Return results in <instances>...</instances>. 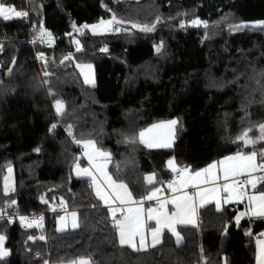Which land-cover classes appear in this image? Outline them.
<instances>
[{
	"label": "trees",
	"instance_id": "16d2710c",
	"mask_svg": "<svg viewBox=\"0 0 264 264\" xmlns=\"http://www.w3.org/2000/svg\"><path fill=\"white\" fill-rule=\"evenodd\" d=\"M6 3L20 11L29 5L37 22L60 39L46 50V87L33 50L22 41L26 21L0 18V209L15 201L23 212L48 210L62 200L68 211L78 213L79 226L61 231L60 214L51 215L45 241L37 226L25 231L19 220L12 226L0 223L10 251L0 264H44L47 258L55 264L80 258L92 264H225V259L227 264H254L255 239L264 230V218H243L237 225L239 204L222 210L214 203L200 207V225L180 227L181 244L167 232L161 245L148 250L121 245L109 208L95 195L90 180L74 171L77 162L85 163L82 149L75 148L57 123L72 127L77 140H94L111 153V175L137 199L152 187L145 180L149 174L155 173L157 187L176 174L168 167L170 159L198 171L237 151L259 153L264 141L245 146L236 137L251 129L248 135L255 140L258 125L264 123V28L230 25L264 21V0ZM113 15L128 22L114 24L120 31L94 35L85 28V37L77 35L80 26ZM157 17L164 22L151 32L131 27L151 26ZM194 17L206 19L208 27L179 26ZM78 63L94 65L95 85L84 82ZM57 99L64 103L61 113L55 108ZM170 119L178 121L171 147L139 142L140 131ZM9 167L15 177L5 192Z\"/></svg>",
	"mask_w": 264,
	"mask_h": 264
},
{
	"label": "snow or ice",
	"instance_id": "6c2138e0",
	"mask_svg": "<svg viewBox=\"0 0 264 264\" xmlns=\"http://www.w3.org/2000/svg\"><path fill=\"white\" fill-rule=\"evenodd\" d=\"M29 13L27 11L17 10L15 5H9L6 0H0V18L4 21L12 20L14 18H27ZM164 21L157 17L155 22L149 26L131 24L132 28H138L140 31L151 32L155 29L156 24ZM128 23L124 20H118L115 15L111 19L105 21L101 20L99 24L91 26L93 34H102L107 31H120V27L113 28V25L123 26ZM192 26L208 27L207 22L199 19H193L190 21ZM180 27H184L183 21L179 22ZM75 28V25H73ZM88 28V25H84ZM241 27H253L264 28V21L257 24L248 25H230V29H237ZM127 31V29H125ZM79 31V29H77ZM37 39L41 43H51V33H48L42 27L38 30ZM77 51H80V42L76 40ZM162 47V46H161ZM160 49L158 48L157 51ZM0 51H2V45H0ZM101 51H107V48L101 49ZM41 60H44L43 53L38 54ZM71 57H65L70 59ZM63 62V61H61ZM15 64V60L12 61ZM47 61H45V65ZM77 67L91 69V65H77ZM11 73V67L8 69ZM45 76L50 75L47 71L44 72ZM85 83H92L86 74L84 77ZM55 107L57 113H61L64 105L60 100L55 101ZM178 123L173 119L167 123L153 124L151 127L140 131L138 133L139 142L146 144L148 147H171L170 136L171 128ZM56 125L53 124L52 128ZM168 128V138L156 134L157 129ZM251 129L244 130L242 134L236 137L237 142H242L243 145H255L259 141H264V123L258 125L259 135L257 139L249 137L248 133ZM71 134V132H70ZM130 142H135L132 140ZM77 144L82 145L84 149V157L87 159L89 167L82 168L77 162L75 164V171L77 176L89 178L92 181V186L95 188V195L99 200L103 201L105 205H109V201L116 206H110L111 219L113 226L118 230L119 242L121 245L127 244L136 251L147 250L148 247L155 248L157 244L161 243L163 231L167 229L176 238V242L180 243L182 236L177 231L178 225H189L194 223V218L197 213V197L199 198V206H202L209 199L214 200L217 210H222V205L233 202L246 203L245 212H241L236 216V224L239 225L240 219L250 213L251 216L264 218V191H260L258 194L254 191L252 194H248L249 187L251 190L257 188L258 183L264 184V150L259 153L254 149L248 154L242 151H237L234 155L226 156L218 163H212L208 167L190 172L187 167L181 168L175 164L174 158L170 159L168 163L169 169L177 174V179L168 182L167 188L174 194L171 199L161 198V187L155 186L158 182L156 180L155 173L149 174L145 177L147 185L152 186L149 191L140 200H135L128 186L123 182H117L107 171L108 163L111 162V153L106 151H100L96 147V142L91 139L76 140ZM39 151V149H37ZM258 156L260 160L258 162ZM102 158V159H101ZM79 160V158H77ZM11 172V168L8 169ZM222 175L223 184L213 186L211 188L201 189L193 194H188L184 191L188 187H199L201 182L208 184L212 183L216 185V182L220 180ZM244 176V180L240 181L235 179L236 177ZM231 182L229 183V181ZM107 189V190H104ZM7 177L5 178L4 191L8 192ZM176 193H181L175 195ZM145 201H156L157 207H150L147 210L143 207ZM47 203V201H45ZM15 201H12L9 206H13ZM63 204V201H61ZM131 205H136L132 207ZM168 205L172 206L169 210ZM55 210V209H53ZM5 211L0 210V219H5ZM119 214V218L117 216ZM72 225L71 227H78L76 222V213H72ZM7 219L13 222V218L8 216ZM25 217H20V221L23 224ZM61 217V221H63ZM43 217L38 218L36 226H41ZM149 222H154L150 227ZM27 227H32L33 224L29 223ZM61 231L64 227L60 228ZM251 235V232L247 233ZM151 240L148 242V236ZM264 237V233L261 234ZM7 237L0 234V259L7 257L10 253L9 250L4 247ZM29 239H33L29 237ZM40 239H44L43 236ZM258 249V264H264V238H257L256 240ZM71 264H92V261L88 258H80L79 260L72 261ZM204 264H208L205 261ZM225 264L227 260L225 259Z\"/></svg>",
	"mask_w": 264,
	"mask_h": 264
},
{
	"label": "built area",
	"instance_id": "2783aa9c",
	"mask_svg": "<svg viewBox=\"0 0 264 264\" xmlns=\"http://www.w3.org/2000/svg\"><path fill=\"white\" fill-rule=\"evenodd\" d=\"M28 2L30 0H27ZM21 11H27L29 13L27 18H21L23 20L26 21L27 23V35L25 36V38L22 40L27 46H29L32 50H33V57L35 59V61L37 62L39 69L41 71V75H42V79H43V83L46 87L49 86L50 81L49 79L44 75V71L42 70V66L45 63V61L48 60V54L46 52V50L52 48L55 46L57 40H59L60 38L54 36L51 31L43 24H40L37 22L36 20V10L31 8L29 5L22 9ZM204 22H207L206 19L202 20ZM45 29L48 33H51V43L45 42V43H41L39 42V40L37 39L38 37V30L40 28ZM77 35H80L82 37L86 36V31H85V27L84 26H80ZM43 53L44 55V60H41L38 56V54ZM49 97H52L54 92L49 90ZM56 108V107H55ZM57 125L61 126L63 131L65 132V134L67 135V137L69 138V140L75 145V148L77 149H82L80 144L76 143V135H75V131L72 127L64 125L62 126L59 122L57 123ZM54 130V128L52 129V131ZM71 132V134H70ZM245 177H240L238 178V180L243 181ZM177 179V174H174L168 181L171 182L173 180ZM262 184H259L257 186H261ZM162 193H164V190L162 191ZM62 200H57L48 210H32V211H28V212H23L20 207L18 205H14L12 207H4L1 208L0 210H6L5 211V219H0V223L6 222L9 225H14L15 222L17 220L20 221V217H25L26 219L24 220L23 224L21 223V226L23 228V230L25 231H29L31 230L33 227H27L26 225L29 223H32L33 225H35L38 221V218L43 217V220L41 222V226H39V234L40 237L43 236L45 241L48 240V218L51 215H58V214H63L65 212L68 211L67 205L66 203L63 201V204H61ZM55 209V210H53ZM11 216L13 218V222H10L7 217ZM21 222V221H20ZM199 221V225H200ZM205 260H202L201 264H204ZM44 264H55L52 263L50 258H47L44 262ZM58 264V263H56Z\"/></svg>",
	"mask_w": 264,
	"mask_h": 264
},
{
	"label": "crops",
	"instance_id": "0c3cea01",
	"mask_svg": "<svg viewBox=\"0 0 264 264\" xmlns=\"http://www.w3.org/2000/svg\"><path fill=\"white\" fill-rule=\"evenodd\" d=\"M77 65H91V69H88V68H83V69H81L80 67H77V69L79 70V72L81 73V76H82V78H83V80H84V77H85V75L87 74L88 75V77H89V79L92 81V83H86V84H88V85H95L96 84V74H95V68H94V65L93 64H91V63H78ZM84 82H85V80H84ZM63 103V102H62ZM63 105H64V103H63ZM63 109H64V107H63ZM62 109V110H63ZM150 127V126H149ZM97 147V146H96ZM81 148H82V150H81V157L83 158V160H84V164H81V163H79L80 164V166L82 167V168H84V167H89V164H88V161H87V159L84 157V155H83V153H84V149H83V147L81 146ZM97 149H99L98 147H97ZM100 151H103V150H101V149H99ZM248 153H250V152H248ZM247 152L245 153V154H248ZM234 155V154H233ZM102 159V158H101ZM224 159V158H223ZM222 160V159H221ZM221 160H218V161H215V162H213V163H218L219 161H221ZM259 156H258V162H259ZM212 164V163H211ZM109 165H110V163H108V166H107V171H108V173L111 175V173H110V171H109ZM210 165V164H209ZM208 165V166H209ZM208 166H206V167H208ZM205 167V168H206ZM204 169V168H203ZM200 170H202V169H200ZM74 171H75V168H74ZM199 171V170H198ZM76 172V171H75ZM190 172H195V171H191L190 170ZM173 174H174V172H173ZM112 176V175H111ZM79 177H82V176H79ZM240 177H244V176H240ZM240 177H236L235 179H238V178H240ZM112 178H113V176H112ZM89 179V178H88ZM114 179V178H113ZM90 180V179H89ZM118 182V181H117ZM231 182V180L229 181V183ZM119 183V182H118ZM124 183V182H123ZM224 183V181H223V178H222V175H221V178H220V180H218L217 182H216V185H213L212 183H208V184H205V183H203V182H201L200 184H199V187H188V188H186L184 191H186L188 194H193V193H195L196 191H199V190H201V189H205V188H211V187H213V186H218V185H220V184H223ZM125 184V183H124ZM90 185H91V188H92V190H93V192L95 193V188H94V186H92V181L90 180ZM127 185V184H126ZM12 186H13V184H12ZM11 186V187H12ZM128 186V185H127ZM263 186V188L262 189H259L260 188V186H257V188L255 189V190H251L250 189V187H249V192H248V194H252V192L254 191L255 193H259L260 191H264V184H262L261 185V187ZM9 188V191L12 189V188ZM128 189H129V191H131V189L129 188V186H128ZM161 193H160V197L163 199V198H167V199H171L172 197H173V193L171 192V190L170 189H168L167 188V184L165 185V186H161ZM104 190H107V189H104ZM164 190V193H162V191ZM131 193H132V191H131ZM179 194H181V193H176L175 195H179ZM132 195H133V193H132ZM133 198L135 199V200H140L141 198H135V196L133 195ZM101 201V200H100ZM101 203L104 205V206H106V207H108L109 208V205L110 206H116V205H114V204H112V202L111 201H109V205H105L104 204V202L103 201H101ZM210 203H214L215 204V202H214V200H211V199H209L207 202H205L202 206H204V205H207V204H210ZM197 204H198V208H197V213H196V216H195V218H194V223L193 224H189V225H178L177 226V231L180 233V231H179V229H180V227L181 226H199V221H200V216H199V209H200V207H202V206H199V198L197 197ZM232 204H234V205H241L240 206V208L238 209V211H237V214H236V216H238V215H240V213L241 212H245V210H246V203H239V202H233V203H229V204H224V205H222V208L224 207V206H226V205H232ZM132 207H136V205H131ZM143 207L145 208V210H147L148 208H150V207H157V204H156V201H145L144 203H143ZM168 208H169V210H171L172 209V206L171 205H168ZM117 216H118V218H119V214H117ZM250 217H255V216H251L250 215V213L248 214V215H245V216H243L241 219H240V221L243 219V218H250ZM236 218V217H235ZM256 218H260V217H256ZM154 224V222H149V226L151 227L152 225ZM32 227H36V224L35 225H33ZM169 233V234H171L167 229H165L164 231H163V234H162V238H161V243H159V244H157L156 245V247L157 246H159V245H161L162 244V242H163V237H164V234L165 233ZM262 233H264V230L263 231H261L258 235H257V237H256V239H255V258H254V264H258V260H257V256H258V249H257V244H256V240H257V238L259 237V238H264V237H261V234ZM1 234V233H0ZM172 235V234H171ZM180 235L182 236V234L180 233ZM173 236V235H172ZM118 237H119V233H118ZM174 238H175V236H173ZM150 240H151V237H150V235L148 236V242L150 243ZM175 240H176V238H175ZM184 241V239H183V236H182V240H181V242L180 243H178V244H181L182 242ZM6 242H7V239H6V241H5V244H4V247L6 248V249H8L7 248V246H6ZM125 245H127V244H125ZM150 248H153V247H148L147 248V250L148 249H150ZM9 250V249H8ZM141 251H144V250H141ZM9 253H10V251H9ZM9 256V255H8ZM7 256V257H8Z\"/></svg>",
	"mask_w": 264,
	"mask_h": 264
},
{
	"label": "rangeland",
	"instance_id": "374dc122",
	"mask_svg": "<svg viewBox=\"0 0 264 264\" xmlns=\"http://www.w3.org/2000/svg\"><path fill=\"white\" fill-rule=\"evenodd\" d=\"M207 1H204V2H200V4H202V3H206ZM222 8H219V10L218 11H220ZM193 19H199V20H201L200 18H198V17H194V18H192V19H190L189 20V22H186L185 23V25H190V26H192L191 25V23H190V21L191 20H193ZM101 21V20H100ZM100 21H98V22H96V23H93V24H89L88 26V28H86V29H88L89 31H90V33H92L93 34V32H92V30H91V26L92 25H94V24H99V22ZM105 21H107V19L105 20ZM202 21V20H201ZM258 23V22H257ZM257 23H255V24H257ZM113 27H114V25H113ZM109 31H107V32H103L102 34H94V35H104V34H106V33H108ZM78 38H75L74 40H77ZM159 47H161L162 45L159 43V45H158ZM170 120H173V119H170ZM170 120H163V121H159V122H156V123H154V124H160V123H167L168 121H170ZM175 120H177V119H175ZM152 126V125H151ZM150 126V127H151ZM149 128V127H148ZM147 129V128H146ZM145 130V129H144ZM143 131V130H142ZM169 129L168 128H164V129H157L156 130V134H159V135H161V136H163L165 139H167L168 138V134H169ZM176 132V125L175 126H173L172 128H171V136H170V142H171V146H172V144H173V142H174V140H175V133ZM250 137V136H249ZM251 138V137H250ZM138 140H139V138H138ZM144 144V143H143ZM146 145V144H145ZM82 146V145H81ZM147 146V145H146ZM150 148H163V147H150ZM165 148H167V147H165ZM175 161V160H174ZM175 164H176V161H175ZM177 165V164H176ZM181 168H183V167H181ZM188 168V167H187ZM190 169V168H189ZM76 173V172H75ZM153 174V173H152ZM7 185H8V189L12 186V184H13V181H14V177H15V175H14V170H13V168H11V172H8V174H7ZM76 213V222L78 223V213L77 212H75V211H67V212H65V213H63V214H60L59 216H57V226H58V228L60 229L61 227H62V225H63V227H64V229L65 230H67V229H75V228H73V227H71V225H72V220H73V217H72V213ZM61 217H63L64 219H63V221H61ZM79 225V224H78ZM76 228H78V227H76Z\"/></svg>",
	"mask_w": 264,
	"mask_h": 264
},
{
	"label": "water",
	"instance_id": "95a60500",
	"mask_svg": "<svg viewBox=\"0 0 264 264\" xmlns=\"http://www.w3.org/2000/svg\"><path fill=\"white\" fill-rule=\"evenodd\" d=\"M120 1H127V0H120Z\"/></svg>",
	"mask_w": 264,
	"mask_h": 264
}]
</instances>
